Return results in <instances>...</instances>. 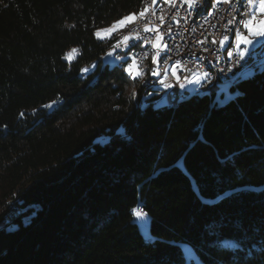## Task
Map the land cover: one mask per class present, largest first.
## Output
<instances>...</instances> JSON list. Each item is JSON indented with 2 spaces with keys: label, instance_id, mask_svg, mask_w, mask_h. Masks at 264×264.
I'll return each instance as SVG.
<instances>
[{
  "label": "trees",
  "instance_id": "obj_1",
  "mask_svg": "<svg viewBox=\"0 0 264 264\" xmlns=\"http://www.w3.org/2000/svg\"><path fill=\"white\" fill-rule=\"evenodd\" d=\"M145 7L0 0V223L14 200L28 209L0 230V264H196L183 245L202 264H264V66L139 107L145 81L101 62L120 37L94 33Z\"/></svg>",
  "mask_w": 264,
  "mask_h": 264
},
{
  "label": "built area",
  "instance_id": "obj_2",
  "mask_svg": "<svg viewBox=\"0 0 264 264\" xmlns=\"http://www.w3.org/2000/svg\"><path fill=\"white\" fill-rule=\"evenodd\" d=\"M162 6L159 2L150 3L149 16L144 20L136 21V24L131 28L129 37H133L129 41V45H139L145 39L150 40L148 46H153L155 42L156 32H146L145 28L152 29L160 28V33L163 34L161 48H154V57H157L154 63V70L158 73L157 81L160 83H148L145 91H155V85H163V92L166 96V102L169 106L171 103H178L182 99L183 91L180 84L185 81V76L192 74V69H199V72H207L211 76L212 82L207 85L204 90L214 85H225L231 82L229 78L231 64L246 63L247 56L243 60L240 59L237 51V46L231 50L230 67H225L224 71H217V68H211V61L217 59V45L226 43L224 37L226 35H237L243 30V20L247 17L241 16V27H234V19L231 16V7L241 8L244 10V0H222L215 5V10L211 16H205L200 25L192 24V14L187 11L188 5L181 7L180 0H177L176 6H169L168 15H159V8ZM161 16L163 24H161ZM232 21L231 24L228 22ZM136 37L141 39L137 40ZM163 45H167L164 47ZM121 50H128V55L135 56V62L142 70L141 52L139 46L127 47L123 46L118 49L115 54H121ZM68 55H76V52H68ZM71 56V57H73ZM175 73V74H174ZM177 76L180 82L177 83ZM165 85H173L171 88H166ZM12 202L9 207L3 222L0 223V230L3 226L9 223L10 218H17L22 211L26 210L21 207V202ZM34 207V206H33ZM22 208V209H21ZM147 216V212L139 207V217Z\"/></svg>",
  "mask_w": 264,
  "mask_h": 264
},
{
  "label": "rangeland",
  "instance_id": "obj_3",
  "mask_svg": "<svg viewBox=\"0 0 264 264\" xmlns=\"http://www.w3.org/2000/svg\"><path fill=\"white\" fill-rule=\"evenodd\" d=\"M220 1H222V0H220ZM158 2L162 6L165 5L163 3V0H158ZM261 19H264V17H257V23L255 25L256 28H259V26H260L259 22ZM117 23L118 22L114 23L113 25H116ZM130 23L131 22L127 23L126 25H128ZM126 25L120 27L118 30H114L111 33V37H113V36H116L117 38L120 37V39L118 41V42H120L122 36L124 35ZM112 26L109 28H106V29H110V28H112ZM103 30H105V29H103ZM240 34L245 36L246 39H251V37L244 30V28L240 32ZM103 39H109V38H103ZM235 45L237 46L236 37L233 35L228 36V40L226 41V43H222L224 54L226 56H228L229 52H231V50L234 48ZM114 48L115 47H113V49L110 52H108L102 58V61H101L102 65H109V66H114V65L122 66L123 65L126 69L128 67V65L130 63H132L131 56L128 54H115V53H113ZM245 48L247 49L246 55H245V56H247V61H246V65H245L246 67L242 66L236 72L230 74L229 78L232 80H234L232 77H235L236 75H239L240 77L242 76L243 78H245L248 75H249L248 77H251L255 74V72L258 69L260 70L264 66V46H260L259 44L255 43V42L252 45H245L244 43H240L237 46V51L239 52L241 50H244ZM71 56H73V55H68V53H67V57H68L67 59L70 61L73 58ZM125 63H126V66L124 65ZM134 71H139V72L143 73V71L140 69L139 66H138V69H134ZM83 73L85 75H89L90 73H92V70L87 69V71H84ZM206 73L207 72H201V73H192V74L188 75V79L182 83L185 85V89L182 90L184 97L189 98V97H192L194 95L202 94V90L206 87V85H209L212 82V79H211V76L209 75V73H207L208 79L205 80V74ZM147 78H149V75H146L143 73V75L137 76V78L135 80H139V82L145 81V86H146L147 85V82H146ZM149 93H151V94H149ZM153 93H156V92H151V91H145L144 92V89H143L142 94H141L140 98L138 99L137 92H134V94H133L134 100L139 107L143 106V105L147 104L148 100L153 96ZM160 93H162L163 96H161L156 101V103L154 104V106L156 108L162 107L167 103L166 102V96H165L164 92L160 91ZM157 94H159V93H157ZM98 142H100L102 144H106L109 142V139L108 138H101V139H99ZM14 201H16V200H14ZM17 202L18 201H16V205H18ZM33 209H34V207H33ZM27 211H28V209L22 211V213L18 216V219L20 217H22L25 213H27ZM15 219L16 218H10L9 223L7 225L3 226L1 228V230L7 229L8 227L15 228L16 225H13L15 223V221H14ZM24 222L25 223L28 222V217L24 219ZM136 222L138 223L142 234L145 237H148L149 236V231H148L149 218L148 217H138L136 219ZM182 248H183V251L185 252V255H186V258L188 261H193L196 264H202V262L196 257L195 253L192 251V249L189 246L183 245Z\"/></svg>",
  "mask_w": 264,
  "mask_h": 264
},
{
  "label": "snow or ice",
  "instance_id": "obj_4",
  "mask_svg": "<svg viewBox=\"0 0 264 264\" xmlns=\"http://www.w3.org/2000/svg\"><path fill=\"white\" fill-rule=\"evenodd\" d=\"M220 0H180V4L181 7H183V5H188V9L187 11L189 12V14L192 15H199V13L201 11L205 10V4L208 3L209 7L206 9V15L207 16H211L215 10V5L217 3H219ZM228 2H230V0H228ZM153 4H157L158 0H152ZM164 4H168V5H172L174 3H176V0H163ZM244 10L240 13L241 16L247 17L246 20H243V28L244 30L249 34V36L251 37V39H246L245 36L241 35L239 33V30L237 29V35H236V42H237V46L240 43H244L245 45H252L254 42L259 44L260 46H264V19H261L259 24V28H256L255 25L257 23V17H264V0H244ZM150 11V9H143L140 11L139 16L140 17H144L148 12ZM137 18V14L133 13L130 14L128 17H124L121 21H119L116 25H113L112 28L110 29H105V30H97L94 34L96 35V37L98 39H103V38H111V33L114 30H118L120 27L125 26L127 23L129 22H133L135 19ZM161 24H163V17L161 16ZM229 24L232 23V21L228 22ZM146 32H156L157 35L155 37V42L153 43V47L156 49L161 48V41L163 40V34L160 33V28L157 27L156 29H152L150 27H146L145 28ZM133 37H125L124 38V45L127 47H133V46H141V45H129V41L132 40ZM137 40L141 39L140 37H136ZM224 40L227 41L228 40V36L224 37ZM151 41L148 39H145L143 41V45L146 46L148 43H150ZM164 47H167V45H163ZM114 47L119 48L120 47V42H117V44L114 45ZM246 51L247 49L245 48L244 50H241L238 52V55L240 57L241 60L244 59L245 55H246ZM72 52H76V49H73ZM159 53H157V57H158ZM232 53L229 52V56H231ZM157 57H154L153 62H156ZM68 58V57H66ZM132 63H130L128 65V67L125 69L128 73L129 76L132 77V79H136L137 76L139 75H143L142 72L139 71H134V69H138V65L135 62V56L133 55L131 57ZM95 67V66H93ZM82 71H87V69H83ZM220 71H223V69H221ZM153 75H158V73L154 70ZM175 74V73H174ZM185 80L188 79L187 76H185L184 78ZM208 79V74H205V80ZM180 82V78L179 76H177V83ZM153 83H160L163 84V81H154ZM166 88H171L173 87V85H165ZM180 88L183 90L185 89V85L184 84H180ZM151 94V93H149ZM45 108H51L52 105L48 104V105H44ZM21 115H23V113H21Z\"/></svg>",
  "mask_w": 264,
  "mask_h": 264
},
{
  "label": "bare ground",
  "instance_id": "obj_5",
  "mask_svg": "<svg viewBox=\"0 0 264 264\" xmlns=\"http://www.w3.org/2000/svg\"><path fill=\"white\" fill-rule=\"evenodd\" d=\"M151 1L152 0H146L145 9H150ZM176 4H177V0H176V3L169 5V6H176ZM169 6H160L159 15H168ZM207 8H208V3L205 4V10L204 11H201L199 13V15H193L192 16V24L193 25H200L201 24L202 20L206 16V9ZM149 13H150V11L144 17H140L138 15L137 18L126 27L124 35L122 36V38L120 40V47L119 48L115 47L114 52H116L118 49H121L124 46V43H123L124 38L129 37V33L131 32V28L136 24V21L144 20L145 17L149 16ZM240 13H241V8L231 7V16L234 19V27H241V15H240ZM226 36H232V35H226ZM139 45H141V46H139V50L141 52L142 71L144 74L149 73L150 75H152L151 78L147 81V84L149 82L153 83L154 81H157V76H154L152 74L154 71V62H153V60H154V47L148 46V44L146 46H144L143 42H140ZM235 47H236V45L234 46V48ZM69 52H71V51H69ZM121 54H128V50H121ZM245 65H246V63L231 64V71L236 72L238 69H240V67L245 66ZM225 67H230V56L229 55L226 56L224 54L222 44H218L217 45V59H213L211 61V68H217V71H220L221 69H223V71H224ZM192 73H200V72H199V69H192ZM232 83L233 82H228L225 85H214V86H210L209 88L204 90L206 88L205 87L202 90V94L210 95V94H220L222 92L224 93L229 89V86ZM146 87H147V85H146ZM155 89L156 90L157 89L163 90V85H155ZM183 98H184V94L182 96V99H179V102L182 101ZM178 103H171L169 106L175 107V106H177ZM135 215L137 217H139V209H137L135 211Z\"/></svg>",
  "mask_w": 264,
  "mask_h": 264
},
{
  "label": "crops",
  "instance_id": "obj_6",
  "mask_svg": "<svg viewBox=\"0 0 264 264\" xmlns=\"http://www.w3.org/2000/svg\"><path fill=\"white\" fill-rule=\"evenodd\" d=\"M245 67H246V66H245ZM248 76H249V75H248ZM248 76H246V77H248ZM241 77H242V76H241ZM241 77H240L239 75H236L235 77H232L234 80H232L231 82L234 83L236 79L241 78ZM246 77H245V78H246ZM242 78H243V77H242Z\"/></svg>",
  "mask_w": 264,
  "mask_h": 264
}]
</instances>
